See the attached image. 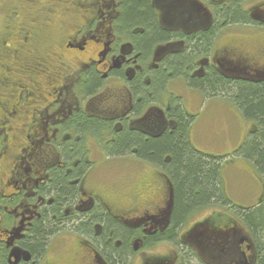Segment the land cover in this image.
<instances>
[{
  "label": "flooded vegetation",
  "instance_id": "1",
  "mask_svg": "<svg viewBox=\"0 0 264 264\" xmlns=\"http://www.w3.org/2000/svg\"><path fill=\"white\" fill-rule=\"evenodd\" d=\"M28 1L0 73V264H256L227 214L173 226L171 158L143 151L184 122L200 153L202 107L264 85V0H146L147 23L144 0Z\"/></svg>",
  "mask_w": 264,
  "mask_h": 264
},
{
  "label": "trees",
  "instance_id": "2",
  "mask_svg": "<svg viewBox=\"0 0 264 264\" xmlns=\"http://www.w3.org/2000/svg\"><path fill=\"white\" fill-rule=\"evenodd\" d=\"M134 10L137 11H133L132 15L128 14L131 16L130 20L145 23L147 18L142 19V12L150 14L146 0ZM223 87L220 89L223 90ZM232 94L239 108L236 112L241 114V119L253 123V129L247 133L240 148L232 156H226L227 160L194 151L186 143L189 139L186 137L184 122L173 136L156 142L143 152L157 159L165 155L171 158L170 163L164 167L176 188L173 226L180 225L185 220L191 221L209 209L223 210L245 225L253 239L258 241L260 249L256 264H264V204L259 202L252 208L236 206L225 193L222 179L223 161L240 158L254 167L264 186V85H239ZM68 192L59 196L65 198ZM221 214L224 213L219 211L216 216ZM46 237L47 233L38 229L33 243L44 244Z\"/></svg>",
  "mask_w": 264,
  "mask_h": 264
},
{
  "label": "rangeland",
  "instance_id": "3",
  "mask_svg": "<svg viewBox=\"0 0 264 264\" xmlns=\"http://www.w3.org/2000/svg\"><path fill=\"white\" fill-rule=\"evenodd\" d=\"M28 0H0V73L7 76L4 71L17 68L16 62L20 61L14 57L15 50L21 45L19 33L23 28V21L27 17H33L38 13L40 3L36 2L30 8L27 6ZM15 9L21 11V16H15ZM24 12L25 15L22 13ZM0 77V78H1ZM225 101H221L219 105L214 104L211 108L204 110L201 104L202 117L195 119L194 132L190 130L189 137L194 136V143L199 147L200 153L212 155L215 157L232 156L243 144L247 133L253 129V123L241 119V114L229 111L224 105ZM209 110V111H208ZM193 134V135H192ZM190 140V139H189ZM223 159V160H225ZM227 160V159H226ZM223 186L228 198L236 205L244 208H252L259 202L264 204V186L260 178L254 170V167L243 159H232L231 161H223ZM260 204V203H259ZM211 211L223 210H207L202 213L203 216H210ZM222 215L216 216L214 219L221 220ZM206 216V217H208ZM224 219L235 221L237 226L247 231L245 225L239 220L232 218L227 214ZM257 247L260 249L258 241L254 238Z\"/></svg>",
  "mask_w": 264,
  "mask_h": 264
}]
</instances>
